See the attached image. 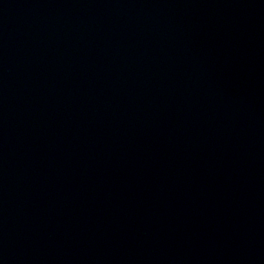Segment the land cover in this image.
I'll return each instance as SVG.
<instances>
[{"label":"water","instance_id":"95a60500","mask_svg":"<svg viewBox=\"0 0 264 264\" xmlns=\"http://www.w3.org/2000/svg\"><path fill=\"white\" fill-rule=\"evenodd\" d=\"M0 264H264V0H0Z\"/></svg>","mask_w":264,"mask_h":264}]
</instances>
